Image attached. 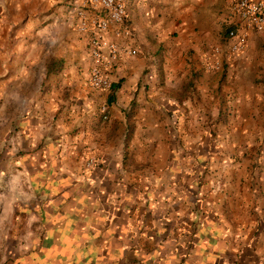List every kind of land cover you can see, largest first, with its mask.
Here are the masks:
<instances>
[{"label":"crops","instance_id":"crops-1","mask_svg":"<svg viewBox=\"0 0 264 264\" xmlns=\"http://www.w3.org/2000/svg\"><path fill=\"white\" fill-rule=\"evenodd\" d=\"M75 1L0 0V264H264V98L251 107L261 92L243 89L253 50L264 65V28L237 29L241 51L213 56L230 0H125L106 37L135 54L98 93ZM197 93H245L243 170L181 165L209 158L184 117Z\"/></svg>","mask_w":264,"mask_h":264},{"label":"built area","instance_id":"built-area-1","mask_svg":"<svg viewBox=\"0 0 264 264\" xmlns=\"http://www.w3.org/2000/svg\"><path fill=\"white\" fill-rule=\"evenodd\" d=\"M71 3L68 8L75 22V29L85 38L88 50L90 64L86 77L87 84L92 90L103 93L110 86V72L118 55L135 54V51L123 49L106 37L110 27L115 28L116 34L121 32L126 17V2L77 0L74 4ZM228 15L232 24L226 35L228 42L223 50L213 49V56L229 57L241 51L245 37L237 29L246 28L257 32L264 28V0H230ZM211 68H218L217 60L206 64L205 69ZM100 111L105 119V107H101ZM93 164V160L90 159L86 167H92Z\"/></svg>","mask_w":264,"mask_h":264},{"label":"rangeland","instance_id":"rangeland-1","mask_svg":"<svg viewBox=\"0 0 264 264\" xmlns=\"http://www.w3.org/2000/svg\"><path fill=\"white\" fill-rule=\"evenodd\" d=\"M11 19H9L10 21ZM251 54L250 65L243 69V89L248 86V82L252 86V91L258 89L261 93L251 94V107L259 106L260 96L264 98V65L255 63L259 58L253 50ZM264 54V52H263ZM257 56V58H256ZM264 59V55H263ZM224 67H222L223 69ZM261 71L263 73H261ZM225 73V70L222 71ZM224 76V75H223ZM31 84V83H30ZM228 86V83H222L217 90L222 89L223 86ZM181 94V93H180ZM245 94V93H244ZM243 93H197L192 97L190 107L194 108L193 112L189 116H184L187 121H196L199 123L201 129L200 139L206 136L210 139L206 151L208 160L201 158L200 161L197 158L187 157L185 163H182L184 169H189L192 172H196L201 167L204 169L212 170V172H220L224 170H243ZM182 95V94H181ZM257 96V97H256ZM262 98V99H263ZM225 109V113L223 112ZM217 111V116L213 115V111ZM219 112V114H218ZM232 121V123L230 122ZM233 122L235 124H233ZM215 124V125H214ZM191 133L190 130L185 131ZM254 140L260 137V134L252 133ZM203 143L204 141L201 140ZM261 146L255 144L249 145V156L245 159L248 161V169L254 170L258 167L260 160H257ZM257 148V150H256ZM143 148H137V153H143ZM201 152V153H202ZM201 155V154H200ZM206 155V154H205ZM261 163V162H260ZM159 162H152L149 164L141 163L137 164L136 168L142 169L143 167L150 169H159ZM209 180H211L209 178Z\"/></svg>","mask_w":264,"mask_h":264}]
</instances>
